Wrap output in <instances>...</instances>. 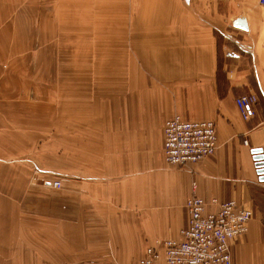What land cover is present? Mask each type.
Segmentation results:
<instances>
[{
	"label": "crops",
	"instance_id": "0c3cea01",
	"mask_svg": "<svg viewBox=\"0 0 264 264\" xmlns=\"http://www.w3.org/2000/svg\"><path fill=\"white\" fill-rule=\"evenodd\" d=\"M111 1L127 14L133 29H142L137 43L149 48L139 52L138 59L166 62L164 71L150 69L161 78L158 89H150V109L158 107L161 118L175 110L186 120L212 119L217 148L170 173L173 182H168V172H161L162 120L145 115V104L143 116H135L136 101H128L127 123L132 127L128 137L138 154L135 164L129 160L126 167L112 164L109 171L103 164L98 173L106 176L96 177L94 187L108 204L125 200L142 206V211L89 216L80 210L40 212L31 215L29 224L17 223L23 214L0 213V255L8 256L2 263L136 264L145 246L177 238L184 223L182 218L168 227L160 214L155 223L152 206L182 211L194 189L205 201L232 199L252 211L248 230L230 243V264H264V181L258 180L250 153L252 147L264 146V6L257 0ZM237 17L246 20V29L232 25ZM137 19H142L140 24ZM144 83L147 87L146 79ZM243 95L251 98L255 113L247 119L235 104ZM115 148L112 143L107 150ZM173 187L175 194L167 192ZM206 209L216 207L208 204ZM20 226L31 234L16 235ZM155 264L166 263L160 258Z\"/></svg>",
	"mask_w": 264,
	"mask_h": 264
},
{
	"label": "rangeland",
	"instance_id": "374dc122",
	"mask_svg": "<svg viewBox=\"0 0 264 264\" xmlns=\"http://www.w3.org/2000/svg\"><path fill=\"white\" fill-rule=\"evenodd\" d=\"M257 3L264 6L261 0ZM117 8L111 0H0V213L23 214L17 223L29 224L31 215L40 212H141L142 206L125 200L108 204L94 187L96 177L106 176L98 173L103 164L107 171L112 164H135L128 101H136L135 116H143L145 104V115L157 116L163 128L172 118L198 120H186L175 110L161 118L158 107L150 109V89L157 90L161 81L150 69L164 71L166 62L138 59L149 48L137 43L142 29H133L127 14ZM112 143L115 152L107 150ZM161 152V172H168V182L170 173L191 164L169 162L164 137ZM192 195L194 189L188 197ZM187 198L182 211L152 206L155 223L159 214L168 227L182 218L184 223L177 238L145 246L136 264L148 247L162 254L165 240L180 237L188 220ZM18 228V236L31 234Z\"/></svg>",
	"mask_w": 264,
	"mask_h": 264
},
{
	"label": "built area",
	"instance_id": "2783aa9c",
	"mask_svg": "<svg viewBox=\"0 0 264 264\" xmlns=\"http://www.w3.org/2000/svg\"><path fill=\"white\" fill-rule=\"evenodd\" d=\"M264 3V0H261ZM251 98L239 96L235 104L242 117L249 118L254 112ZM165 158L184 165L213 153L216 148V130L210 120H168L163 128ZM208 204L216 209L208 211ZM188 220L178 239L165 240L162 254L148 247L137 264H155L163 259L166 264H230V243L248 230L252 211L235 200L205 201L194 194L185 202Z\"/></svg>",
	"mask_w": 264,
	"mask_h": 264
},
{
	"label": "water",
	"instance_id": "95a60500",
	"mask_svg": "<svg viewBox=\"0 0 264 264\" xmlns=\"http://www.w3.org/2000/svg\"><path fill=\"white\" fill-rule=\"evenodd\" d=\"M233 25L242 29H246V22L242 18H236L233 20ZM252 159L254 161L255 171L259 181H264V146L252 147L250 149Z\"/></svg>",
	"mask_w": 264,
	"mask_h": 264
}]
</instances>
